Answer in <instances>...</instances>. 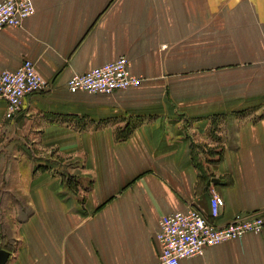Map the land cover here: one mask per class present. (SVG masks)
I'll return each instance as SVG.
<instances>
[{
	"label": "crops",
	"instance_id": "crops-1",
	"mask_svg": "<svg viewBox=\"0 0 264 264\" xmlns=\"http://www.w3.org/2000/svg\"><path fill=\"white\" fill-rule=\"evenodd\" d=\"M32 2L21 27L0 31V74L31 59L49 82L13 121L0 97L1 191L23 193L0 195L16 240L7 264H159L165 214L264 215V0ZM122 55L138 86L68 89ZM179 264H264V228Z\"/></svg>",
	"mask_w": 264,
	"mask_h": 264
},
{
	"label": "built area",
	"instance_id": "built-area-1",
	"mask_svg": "<svg viewBox=\"0 0 264 264\" xmlns=\"http://www.w3.org/2000/svg\"><path fill=\"white\" fill-rule=\"evenodd\" d=\"M35 13L32 0H3L0 2V31L7 27H21L24 20ZM130 59L122 55L114 61L84 73H75L68 80L72 93L110 94L138 86L143 78L130 69ZM49 82L26 59L16 70L0 74V97L7 101L6 118L14 120L21 112L25 98L48 89ZM212 217H218L224 199L217 193L211 198ZM264 228L261 214L238 215L232 221L217 225L198 208L165 214L160 218L156 238L161 247L159 264H179L180 260L203 255L206 248L225 241L240 239L246 233H260Z\"/></svg>",
	"mask_w": 264,
	"mask_h": 264
},
{
	"label": "trees",
	"instance_id": "trees-1",
	"mask_svg": "<svg viewBox=\"0 0 264 264\" xmlns=\"http://www.w3.org/2000/svg\"><path fill=\"white\" fill-rule=\"evenodd\" d=\"M46 168H50V167L47 165H37V167H36L37 170H39V169L45 170ZM66 178H67L68 187L71 191L74 192V191H76V189L78 187L81 186V185H79L80 184V181H79L80 177L79 176L69 175ZM88 188H90V187L89 186L85 187V189H88ZM13 204L18 206V208H20L22 215H25L26 217L31 216L32 212H31L29 206L24 205L25 201L17 200ZM0 205H1V202H0ZM7 207H8V204H7ZM262 216L264 218V215H262ZM21 220H23V218ZM0 221H1V219H0ZM13 235L14 234L12 231V227H10V225L8 223H3L2 224V235H1V239H2L1 248L7 249L9 251H13V248H14L13 246H14V243L16 242V240H14Z\"/></svg>",
	"mask_w": 264,
	"mask_h": 264
},
{
	"label": "rangeland",
	"instance_id": "rangeland-1",
	"mask_svg": "<svg viewBox=\"0 0 264 264\" xmlns=\"http://www.w3.org/2000/svg\"><path fill=\"white\" fill-rule=\"evenodd\" d=\"M18 147H20V146H18ZM52 155H54V156H59V155H57V153H56V150H53L52 151V153H51ZM23 156V155H22ZM34 159H35V161H36V164L37 165H47V163H46V160H44V158H39V157H34ZM8 161V160H7ZM68 162H66V164H65V168H64V170L65 171H67V172H69V175H73V174H70L72 171H73V169H72V165L70 166V168L67 166L68 164H67ZM22 163L20 162V165H21ZM62 164V163H61ZM47 166H49V165H47ZM50 167V166H49ZM61 167V166H60ZM68 175V176H69ZM77 176V175H76ZM83 179V186L85 187H88L87 186V184H88V181H86V179H84V178H82ZM79 181H80V179H79ZM12 187V186H11ZM81 187V186H80ZM84 187H82V188H84ZM1 188L2 189H4L5 188V186H0V195H2V194H23L22 193V191H20V190H16V188L15 187H13L12 188V192H3V191H1ZM79 188V187H78ZM7 202L6 201H1V205H0V219H1V221H2V223H8V222H6L7 221V214H6V209L8 208L7 207ZM13 207V206H12ZM14 209H16V207H13Z\"/></svg>",
	"mask_w": 264,
	"mask_h": 264
},
{
	"label": "water",
	"instance_id": "water-1",
	"mask_svg": "<svg viewBox=\"0 0 264 264\" xmlns=\"http://www.w3.org/2000/svg\"><path fill=\"white\" fill-rule=\"evenodd\" d=\"M11 252L7 249L1 248L0 249V264H7L10 259Z\"/></svg>",
	"mask_w": 264,
	"mask_h": 264
}]
</instances>
